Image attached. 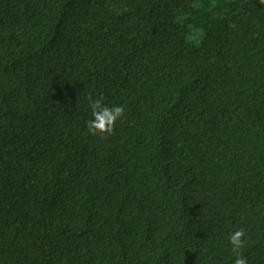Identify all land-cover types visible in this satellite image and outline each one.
Wrapping results in <instances>:
<instances>
[{
    "label": "trees",
    "instance_id": "1",
    "mask_svg": "<svg viewBox=\"0 0 264 264\" xmlns=\"http://www.w3.org/2000/svg\"><path fill=\"white\" fill-rule=\"evenodd\" d=\"M241 228L264 264L261 0H0V264H233Z\"/></svg>",
    "mask_w": 264,
    "mask_h": 264
},
{
    "label": "clouds",
    "instance_id": "2",
    "mask_svg": "<svg viewBox=\"0 0 264 264\" xmlns=\"http://www.w3.org/2000/svg\"><path fill=\"white\" fill-rule=\"evenodd\" d=\"M264 3V0H261ZM91 117L87 121L86 127L88 134L92 136H108L113 134L116 121L124 116V106L109 107L103 103V96L93 99L91 95L87 97ZM245 231L241 228L230 233L228 240L231 251L235 253L233 264H247L246 257L241 255L240 250L244 247Z\"/></svg>",
    "mask_w": 264,
    "mask_h": 264
}]
</instances>
